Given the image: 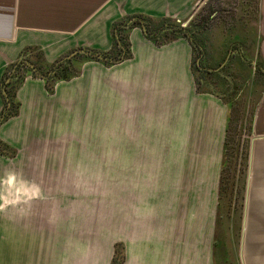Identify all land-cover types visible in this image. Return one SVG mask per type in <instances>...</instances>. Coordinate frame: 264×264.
<instances>
[{
    "label": "crops",
    "instance_id": "1",
    "mask_svg": "<svg viewBox=\"0 0 264 264\" xmlns=\"http://www.w3.org/2000/svg\"><path fill=\"white\" fill-rule=\"evenodd\" d=\"M205 1L0 0V87L28 48L43 54L42 66L81 48L110 52L118 40L114 26L124 18H131L129 25L145 16L182 27L190 21L189 26ZM259 16L251 64H264V0ZM126 29L131 59L111 67L87 62L79 77L57 83L53 95L43 79L26 78L16 95L19 115L0 125V140L17 151L13 159L0 154V185L10 174L25 176V146L40 139L61 141L84 120L92 135L98 129L103 138L117 134L123 264H226L218 227L227 209L222 177L230 107L221 95L199 90L189 40L157 45L144 25ZM243 50L240 46L242 56ZM36 53L28 56L35 59ZM252 139L249 179L239 202L245 226L239 256L241 264H264V97ZM236 202L231 198L230 210ZM30 219L36 220L25 221ZM25 221L0 215V264H92L69 249L55 248L47 256L40 245L28 243L34 237L25 239ZM16 225L23 236H14ZM70 232L60 239L71 238ZM14 240H26L23 249Z\"/></svg>",
    "mask_w": 264,
    "mask_h": 264
},
{
    "label": "rangeland",
    "instance_id": "2",
    "mask_svg": "<svg viewBox=\"0 0 264 264\" xmlns=\"http://www.w3.org/2000/svg\"><path fill=\"white\" fill-rule=\"evenodd\" d=\"M259 2L206 0L191 20L198 23L206 18L211 20L202 29L201 41L194 50V70L201 89L221 95L228 103L233 121L226 145L222 184L223 205L227 209L223 207L218 227L222 239L219 252L226 264L231 259L233 263L241 264L239 255L245 231L243 205L239 202L245 195L249 179L253 122L264 97V72L258 70L259 61L251 64L252 47L258 42ZM240 46L244 49L243 56ZM230 52H234L233 59L225 63ZM79 68L82 70L83 65ZM96 131L97 134L92 135V130L81 120L75 133L65 134L61 141L40 139L25 146V176L16 175L14 186L4 182L0 185V196L4 197L0 199L1 204L5 199L23 200L18 191L22 181L39 185V198L29 203H9L0 215L3 213L16 222L35 218L34 223L33 219L25 221V239L34 237L28 243L40 245L47 256L54 255L55 248H62L77 252L83 261L90 260L92 264H113L115 259L121 196L117 134L107 139L102 137L101 129ZM106 139L108 143L103 142ZM5 180L7 178L2 181ZM234 197L237 202L232 211L230 202ZM14 227L18 229L14 236H23L22 226ZM67 229L71 230V238L60 239ZM25 241L14 240L13 243L23 249L22 242L25 244ZM122 254L124 256V251ZM120 255L116 256L118 260Z\"/></svg>",
    "mask_w": 264,
    "mask_h": 264
},
{
    "label": "trees",
    "instance_id": "3",
    "mask_svg": "<svg viewBox=\"0 0 264 264\" xmlns=\"http://www.w3.org/2000/svg\"><path fill=\"white\" fill-rule=\"evenodd\" d=\"M259 18L260 16L258 17V25ZM138 19L139 21H136L135 23L130 25L129 21L131 20V18H124L123 20H121V22L115 24L114 28L116 29L118 40L117 38H115L114 47L110 52H98L88 48H81L79 50H83L84 53H79L70 60H60L55 64L42 66L41 63L43 54L41 52H38V49L36 48L26 49L22 54L21 61L9 67L1 83L0 93L3 96L1 91L3 90L7 96H3L4 109L0 114V125L19 115L20 103L17 101L16 95L18 89L21 87L28 76L43 79L45 81L47 92L50 95H53L55 93V87L57 83L71 81L72 79L79 77L82 73V70L79 68V66H82L87 62H99L106 67H111L115 64L131 59V44L129 42V34H125L127 31L126 28L129 29L131 27H141L142 25H144L147 28L149 39L155 42V44L157 45H164L182 38L189 40L193 45V49L195 50L196 45L201 41L200 33L202 29L211 22L209 18H206L200 23H198V21L191 22V24L187 28H183L182 24H178L170 19L156 20L145 16H140L138 17ZM34 52L37 53L35 55V59L34 56L32 59V56L28 55ZM87 54L98 55L103 59L90 57ZM30 64L35 67V71L30 68ZM200 64H203L202 61L200 62ZM257 65L259 68L258 70H262V72H264V64L260 63ZM198 85H200V82H198ZM200 86L199 90L203 91ZM232 122L233 121L231 117L227 129L226 145H228V137L230 134V127L232 126ZM0 154L6 158L13 159L17 156V151L7 143L0 140ZM224 171L225 169H223V174ZM123 249V244H117L115 246V259L113 260V264H123ZM118 254H121V258L119 260L116 258Z\"/></svg>",
    "mask_w": 264,
    "mask_h": 264
},
{
    "label": "clouds",
    "instance_id": "4",
    "mask_svg": "<svg viewBox=\"0 0 264 264\" xmlns=\"http://www.w3.org/2000/svg\"><path fill=\"white\" fill-rule=\"evenodd\" d=\"M17 177L15 174H10L7 180L4 183L9 185L16 184ZM22 187L18 190L19 196L23 197V200L16 199V200H7L3 204H0V211H2L9 203H29L31 200L39 198L41 196V189L39 185L35 184L34 182L29 181H22ZM0 199H4V197L0 196Z\"/></svg>",
    "mask_w": 264,
    "mask_h": 264
},
{
    "label": "water",
    "instance_id": "5",
    "mask_svg": "<svg viewBox=\"0 0 264 264\" xmlns=\"http://www.w3.org/2000/svg\"><path fill=\"white\" fill-rule=\"evenodd\" d=\"M191 19H192V18H191ZM189 22H190V21H188V22L183 26V28H187ZM79 53H84V51H83V50H77V51H75L73 54H71V55H69L68 57L64 58L63 61L70 60V59H72L73 57H75L76 55H78ZM87 55H89L90 57H95V58L103 59L101 56H98V55H90V54H87ZM30 68H31L32 70H34V71L36 70L35 67H34L32 64H30ZM244 227H245V226H244Z\"/></svg>",
    "mask_w": 264,
    "mask_h": 264
},
{
    "label": "flooded vegetation",
    "instance_id": "6",
    "mask_svg": "<svg viewBox=\"0 0 264 264\" xmlns=\"http://www.w3.org/2000/svg\"><path fill=\"white\" fill-rule=\"evenodd\" d=\"M233 54H234V52H233ZM233 54H232V56H233ZM232 56H231V59H233ZM204 70H205V68H204Z\"/></svg>",
    "mask_w": 264,
    "mask_h": 264
}]
</instances>
